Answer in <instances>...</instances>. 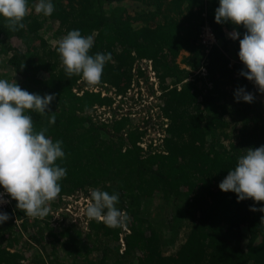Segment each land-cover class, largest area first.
<instances>
[{
	"label": "trees",
	"instance_id": "obj_1",
	"mask_svg": "<svg viewBox=\"0 0 264 264\" xmlns=\"http://www.w3.org/2000/svg\"><path fill=\"white\" fill-rule=\"evenodd\" d=\"M37 2L28 0L23 29L11 30L0 15V58L6 55L8 68L20 74L9 82L55 94L48 114H26L35 131L47 128V138L63 142L65 157L56 163L67 175L57 199L78 191L90 196L91 189L118 193L116 206L128 221L126 228H110L88 219L83 230L73 222L55 224L52 215L29 217L13 200L3 211L11 219L0 224V264H264V212L250 210L264 201H238L219 188L248 148L264 145V94L240 75L247 71L238 55L246 28L216 23L219 0H51V16L37 14ZM205 23L217 37L208 50L200 38ZM72 30L94 36L90 55L111 53L100 85L114 95L76 89L81 76L66 74L57 48ZM234 31L239 39L230 37ZM183 50L188 53L179 60ZM144 59L158 80L166 124L160 142L146 136L159 122L147 109L112 106L145 76ZM239 87L254 102H237ZM94 106L112 112L94 120L88 111ZM27 240L40 243L43 253L29 263L21 248Z\"/></svg>",
	"mask_w": 264,
	"mask_h": 264
},
{
	"label": "clouds",
	"instance_id": "obj_2",
	"mask_svg": "<svg viewBox=\"0 0 264 264\" xmlns=\"http://www.w3.org/2000/svg\"><path fill=\"white\" fill-rule=\"evenodd\" d=\"M34 7L37 14L44 16H51L55 10L51 0H38ZM29 11L28 0H0V15L6 18L7 26L13 31L25 27L23 20ZM215 21L246 28L243 39H239L237 31L229 35L233 40L239 39V59L247 69L240 75L254 82L264 94V0H219ZM93 45L94 36H83L80 30H72L59 41L57 48L66 74L81 76L89 86L100 84L104 67L112 60L111 53L90 55ZM234 97L237 102L255 100L246 87L237 88ZM54 99L55 94H33L22 89L16 81L0 79V186L5 190L0 193V204L8 203L4 199L6 193L17 201V209L29 217L41 219L49 215L48 204L61 193L60 181L66 178L67 169L56 161L64 158L65 153L63 142L47 138V128L35 131L32 117L26 113L31 110L48 114ZM51 114L49 122L55 124V112ZM219 188L236 193L238 201H264V145L248 148ZM118 203V193L90 190L86 215L110 228H126L128 217L117 208ZM250 210L264 212V207ZM9 219L8 213L0 211V224Z\"/></svg>",
	"mask_w": 264,
	"mask_h": 264
},
{
	"label": "rangeland",
	"instance_id": "obj_3",
	"mask_svg": "<svg viewBox=\"0 0 264 264\" xmlns=\"http://www.w3.org/2000/svg\"><path fill=\"white\" fill-rule=\"evenodd\" d=\"M51 21L47 20V25H50ZM52 26V24H51ZM48 27H43V31L49 34L48 36L53 40L55 38V35H53V29L47 30ZM22 47H24L22 45ZM188 52L186 50H183L182 53L179 56V60L182 58L183 54H187ZM7 56L3 55L0 58V79L5 80H12L15 77L19 78L20 74H16V72L13 69L8 68ZM144 65H148L145 61L143 63ZM138 65L140 63L138 62ZM182 66H185L184 63H181ZM13 74V75H12ZM11 75V76H10ZM136 77V76H135ZM81 88H93V89H101L103 93H108L111 95H114L115 92L113 89H109L107 91L104 87H102L100 84L96 86H89L83 79L79 82L76 89ZM159 94V86H158V80L154 75L151 74L150 71L145 69V76L138 75L136 77V80H134L133 86L131 90L128 91L126 96H123V100L120 99V95H117V99L114 102L112 106H117V104L121 103L122 108L120 109L122 111H140L147 109L148 110V116H153L154 120H157V126L156 129L153 131V128H150L146 134V136L153 135L155 137L161 136V132L163 131L162 125H166L164 122L165 118L162 117L161 112L159 111L158 106V98L157 95ZM93 119H101L105 118L110 115L112 110L108 106H94L91 107L88 110ZM140 113L145 114L146 112L140 111ZM142 124V122L140 123ZM156 124V123H155ZM152 124V125H155ZM158 130L160 131L158 133ZM158 135V136H157ZM159 142V141H158ZM92 190V189H91ZM90 194V193H89ZM90 196L85 194L83 191L75 192L74 194H69L64 196L63 200L55 199L54 201L50 202L48 204V207L50 208L49 215H52V221L55 224H60L61 221H63L64 224H67L69 222H73L78 226H81L83 230H88V217L86 215V208L89 203ZM47 217V216H46ZM46 217L44 219H46ZM20 222L21 220H17L16 225L14 229L19 230L20 229ZM59 226V225H58ZM21 238L26 239L27 233L24 232V234L21 236ZM28 243H24L21 248L25 250L27 254V258L24 259L25 263L32 262V260L35 261L37 256L43 255L41 252V245L40 243H37L35 241L27 240ZM41 249V250H40ZM61 256L65 259L70 258V256L61 248ZM37 260V259H36ZM31 264H36L35 262Z\"/></svg>",
	"mask_w": 264,
	"mask_h": 264
},
{
	"label": "built area",
	"instance_id": "obj_4",
	"mask_svg": "<svg viewBox=\"0 0 264 264\" xmlns=\"http://www.w3.org/2000/svg\"><path fill=\"white\" fill-rule=\"evenodd\" d=\"M200 38H201V42L204 44L205 46V49L208 50L212 45L213 43H215L217 41V37H216V34L213 30V27L211 26V24L209 23H205L202 25V28H201V32H200ZM145 61V59L143 60ZM147 64H148V71L151 72L152 75H154L155 71L153 70V67H152V63L150 60L147 61ZM255 85V83H254ZM257 86V85H255ZM160 131L158 130V133ZM161 136H158V137H154V142H160L162 139L161 137L164 135L163 132H161ZM5 190L3 189V186H0V193H4ZM4 199L8 201V203H4V204H0V211H4L5 209L11 207L13 205V199L10 197V195H7L5 193V196H4Z\"/></svg>",
	"mask_w": 264,
	"mask_h": 264
}]
</instances>
